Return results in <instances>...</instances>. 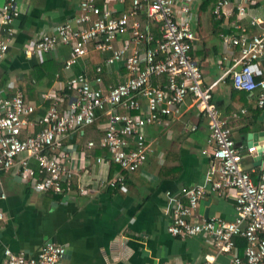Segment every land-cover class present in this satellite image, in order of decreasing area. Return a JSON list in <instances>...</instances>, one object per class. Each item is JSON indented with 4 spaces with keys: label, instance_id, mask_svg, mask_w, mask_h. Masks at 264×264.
Returning <instances> with one entry per match:
<instances>
[{
    "label": "built area",
    "instance_id": "1",
    "mask_svg": "<svg viewBox=\"0 0 264 264\" xmlns=\"http://www.w3.org/2000/svg\"><path fill=\"white\" fill-rule=\"evenodd\" d=\"M194 1L132 0L131 6L115 17L111 6H100L97 0H81L75 15L27 45L24 51L28 56L47 55L59 46H68L66 69L74 68L86 57L92 45L107 56L104 64L96 66V85L86 72L76 73L64 83L62 89L74 96L62 109L55 101L43 115L34 116L38 104L26 100L22 92L0 94V172L11 170L39 191L63 193L65 185L74 182L76 174L71 164L78 158L77 148L65 145L64 139L92 124L97 111L102 110L107 124L100 145L109 150L111 160L120 167L107 185L124 188V171L140 169L148 158L145 128L166 117H178L189 100L207 121L212 150L205 149L203 153L209 152L213 161L206 183L187 191L188 202H178L172 207L167 229L175 237L211 236L218 252L232 253L231 264H264V144L236 142L228 119L214 101V84L204 83L202 68L192 54L197 39L193 27ZM254 1L217 0L213 13L222 17L235 7L237 17L232 27L240 30L241 20L248 16V4ZM21 12L17 0H4L0 9L4 34L0 38V58L7 54L15 39L13 22ZM144 13L159 24L160 38H155L148 24L139 18ZM260 22L258 18L251 19L252 24ZM220 39L225 48L239 52L229 58L233 64L228 72L234 87L255 93L257 105L264 113V77L257 79L255 73L256 64L264 59V30L251 35L224 31ZM119 62L125 67L126 77L107 87L102 76L104 65ZM162 75L167 79L165 84L153 83L155 77ZM120 107L125 111L119 112ZM95 145V141L88 142L89 147ZM260 152L263 161L256 181L253 170L245 169L243 161L246 156L258 157ZM85 159L83 152L79 160ZM102 160L97 158L98 162ZM229 189L235 191L234 219L196 217L195 210L204 197L222 196ZM80 190L87 193L83 187ZM5 198L6 194L0 191V200ZM4 218L0 208V221ZM239 236L249 242L243 256L237 252ZM67 254L66 245L46 239L36 256L6 246L2 264H60ZM212 261L207 259L204 264Z\"/></svg>",
    "mask_w": 264,
    "mask_h": 264
},
{
    "label": "crops",
    "instance_id": "2",
    "mask_svg": "<svg viewBox=\"0 0 264 264\" xmlns=\"http://www.w3.org/2000/svg\"><path fill=\"white\" fill-rule=\"evenodd\" d=\"M205 1L193 3V27L197 35L193 54L202 68L204 83L214 84V101L228 119L236 142L262 145L264 113L257 109L255 93L245 91V94L235 89L228 72L233 64L229 58L239 52L224 47L220 41L222 32L213 35L215 25L210 23L208 16L213 12V3L202 10ZM3 2L0 0V9ZM17 2L22 12L13 22L15 39L7 54L0 58V94L13 95L20 91L35 101L38 109L46 112L55 101L62 109L74 96L62 89L64 83L79 72H86L94 81L96 66L104 64L107 55L92 45L89 54L72 69L64 65L69 54V47L65 45L51 54L26 55L24 48L56 24L75 15L81 0ZM103 2L100 6H111L114 16L118 17L131 6L132 0ZM234 12L235 7L232 13L222 16L225 32L244 31L249 35L263 32L264 0L248 4V16L241 20L240 30L232 27L237 17ZM252 17L261 22L252 24ZM142 21L151 31L147 15ZM3 36L0 17V38ZM104 67L102 76L107 87L125 79L122 62ZM255 73L264 77V59L256 64ZM21 80H25L23 89L19 86ZM46 94L54 97L46 98ZM45 100L52 101L50 106L44 105ZM242 102L245 105L241 106ZM106 124H101L98 131L82 128L64 139L65 145L77 148L78 158L71 164L76 174L74 182L65 185L63 193L39 191L11 170L0 172V191L6 194V198L0 200L5 214L0 221V264L6 246L36 256L46 239L68 247V254L60 264H204L207 259L213 260L212 264H231L232 253L218 252L211 236L175 237L167 229L172 207L178 202H188L187 191L206 183L205 178L210 173L212 147L208 142L210 130L204 114L188 100L178 117H166L160 123L147 126L148 158L140 169L124 173V188L107 185V181L120 172V167L114 165L110 152L100 145ZM89 141H95L96 145L89 147ZM205 149L209 152L203 153ZM83 152L86 154L84 162L79 160ZM98 157L103 160L98 162ZM257 162L258 157L253 156H246L243 161L245 169L253 170L256 181L260 169ZM81 187L87 193H82ZM207 211L208 217L234 219L235 191L229 189L222 196L209 194L204 197L195 215L198 219H206ZM237 252L240 253L239 249Z\"/></svg>",
    "mask_w": 264,
    "mask_h": 264
},
{
    "label": "trees",
    "instance_id": "3",
    "mask_svg": "<svg viewBox=\"0 0 264 264\" xmlns=\"http://www.w3.org/2000/svg\"><path fill=\"white\" fill-rule=\"evenodd\" d=\"M216 1L217 0H206L202 5H201V8H202V10H207L208 8H209V6L213 3V6H214V4L216 3ZM97 3L99 4V5H102L104 2H103V0H97ZM234 14H236L235 12H234ZM209 21H210V23H214V31H213V35H218L219 33H221V32H223L224 31V27H223V18L222 17H219V19L217 18V16L213 13V12H211V13H209ZM146 17V14H141V15H139V18H141V20L142 19H144ZM149 23H150V27H151V31L153 32V34L155 35V37L156 38H160L161 37V30H160V26H159V24L155 21V20H153L152 18H150L149 19ZM152 46H154L155 45V42H152V44H151ZM194 51V47H193V49H192V54L194 53L193 52ZM193 56H194V54H193ZM199 63V62H198ZM40 67V66H39ZM37 69V68H36ZM35 73V72H34ZM34 75V74H33ZM30 78V77H29ZM256 78L257 79H260L261 77H258V76H256ZM156 79V81L155 82H153V83H161V84H163L164 82H165V75H162L161 77H157V78H155ZM30 80H31V78H30ZM23 81H25V80H21L20 81V83H19V86H20V88L21 89H23ZM153 81H154V79H153ZM156 83V84H157ZM235 89H237V88H235ZM239 91H241V92H243V93H245L246 94V92L245 91H243V90H239ZM236 91H234V93H235ZM10 95H12V94H10ZM24 98L26 99V100H29V98L27 97V96H24ZM52 103V101L51 100H45V102H44V105L45 106H50V104ZM255 103H256V106H257V109H258V111L260 110V108L258 107V105H257V100L255 101ZM243 105H245V103L244 102H242L241 103V106H243ZM125 111V109L123 108V107H120L119 108V112H124ZM45 113V110L44 109H38L37 110V112L35 113V115L34 116H36V115H38V114H44ZM104 122H106L107 123V116L105 115V111H102V110H98L97 111V119L92 123V124H89V125H87V126H85V127H83V129H89V128H94L95 130H99V126L101 125V124H103ZM97 130V131H98ZM101 138V137H100ZM99 138V139H100ZM99 141V140H98ZM104 149L107 151V152H109V150L106 148V147H104ZM114 163V165H117L115 162H113ZM115 167V166H114ZM127 171H124V173H126ZM249 244V242H248V240L246 239V238H244L243 236H239V237H237L236 238V245H237V248L239 249V251H240V253L239 254H242L243 255V250L246 248V246Z\"/></svg>",
    "mask_w": 264,
    "mask_h": 264
},
{
    "label": "water",
    "instance_id": "4",
    "mask_svg": "<svg viewBox=\"0 0 264 264\" xmlns=\"http://www.w3.org/2000/svg\"><path fill=\"white\" fill-rule=\"evenodd\" d=\"M262 161H263V155H262V153L260 152V155L258 156V162H257V164L258 165H260L261 163H262ZM209 213H208V211L206 212V219H208L209 217V215H208Z\"/></svg>",
    "mask_w": 264,
    "mask_h": 264
}]
</instances>
